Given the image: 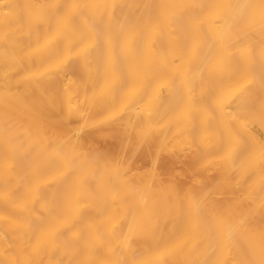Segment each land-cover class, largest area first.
Here are the masks:
<instances>
[{"label": "bare ground", "instance_id": "1", "mask_svg": "<svg viewBox=\"0 0 264 264\" xmlns=\"http://www.w3.org/2000/svg\"><path fill=\"white\" fill-rule=\"evenodd\" d=\"M0 264H264V0H0Z\"/></svg>", "mask_w": 264, "mask_h": 264}]
</instances>
